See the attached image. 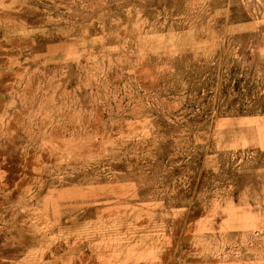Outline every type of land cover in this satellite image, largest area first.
<instances>
[{"label": "rangeland", "instance_id": "obj_1", "mask_svg": "<svg viewBox=\"0 0 264 264\" xmlns=\"http://www.w3.org/2000/svg\"><path fill=\"white\" fill-rule=\"evenodd\" d=\"M0 264H264V0H0Z\"/></svg>", "mask_w": 264, "mask_h": 264}]
</instances>
